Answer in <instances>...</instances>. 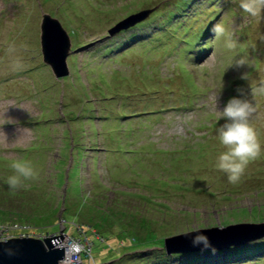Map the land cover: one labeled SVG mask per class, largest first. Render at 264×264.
<instances>
[{
	"label": "rangeland",
	"instance_id": "374dc122",
	"mask_svg": "<svg viewBox=\"0 0 264 264\" xmlns=\"http://www.w3.org/2000/svg\"><path fill=\"white\" fill-rule=\"evenodd\" d=\"M44 14L70 34V77L43 60ZM238 89L262 151L229 183L214 101L222 109ZM1 157L0 237L23 235L7 227L81 239L88 217L99 264H264V12L251 17L240 0H0ZM21 160L37 176L13 191ZM251 225L232 241L201 233ZM179 237L173 250L200 247L176 257L160 242Z\"/></svg>",
	"mask_w": 264,
	"mask_h": 264
},
{
	"label": "clouds",
	"instance_id": "9594fccd",
	"mask_svg": "<svg viewBox=\"0 0 264 264\" xmlns=\"http://www.w3.org/2000/svg\"><path fill=\"white\" fill-rule=\"evenodd\" d=\"M240 8L249 16L257 17L260 16L262 12H264V0H240ZM221 29L217 26L213 29L214 34H220ZM229 47L234 46V42H230ZM243 61H240L237 66H242ZM72 74V73H71ZM54 75V74H53ZM55 76V75H54ZM71 76V75H70ZM69 76V77H70ZM56 78V77H55ZM57 79V78H56ZM64 79V78H62ZM61 80V79H57ZM240 95L231 97L223 108H219V98L216 97L214 101V105L218 114L219 119H223L225 123H223L218 129V138L220 143L226 149L222 151L217 158L216 167L222 172L227 174V178L229 183H237L240 178L244 175L245 170L248 165L255 161L260 157L262 147L261 142L258 138L256 129L250 123V117L252 113L255 111L253 105L244 98V94L241 89L237 90ZM9 167V166H8ZM14 169L15 174L11 175L7 178L6 183L10 190L16 191L23 188L24 181L29 179H35L37 173L35 172L32 163L30 161H17L11 165ZM65 174V173H64ZM87 181L90 182L93 180V177L90 179V174L86 176ZM69 189V184L67 186ZM20 226H22L19 222H16ZM7 231L3 233L6 235L8 233H20L23 234L21 238L27 237L26 232L22 233V229H9L5 227ZM30 229V228H28ZM26 229V230H28ZM62 233L64 234V239L57 243L56 246L66 248V257L62 261V264H97L94 253H93V245L94 242L89 241L88 236L85 234L81 237V239L74 240L72 239L64 229H62ZM60 232H56L54 234L42 235L43 237H31L38 238L44 240V238L52 237L56 235H60ZM11 238H18L16 236H4L0 237V241H8ZM20 238V237H19ZM240 239V238H239ZM246 237L243 239L245 240ZM166 240V239H165ZM169 240V239H168ZM166 240V245L171 252H177L176 257L182 256V250L184 248H188L189 251H194L197 247L200 246H186L180 245L176 247L175 250L171 245V241ZM195 240L197 242H204L207 245V239L203 235H198ZM233 240V239H232ZM242 240V239H240ZM179 241H176L178 244ZM84 242V243H82ZM91 242V243H90ZM88 243L89 245H87ZM198 245V244H196ZM77 246V249L74 251L73 247ZM88 248V251H87ZM197 250H200L199 248ZM74 252V256H70L69 252ZM88 253L90 256L88 258V262H86L84 254ZM185 256L190 257L189 254L184 253ZM93 259L90 260L89 258ZM179 260V258H177ZM178 264H194L191 260L188 261H180Z\"/></svg>",
	"mask_w": 264,
	"mask_h": 264
},
{
	"label": "water",
	"instance_id": "95a60500",
	"mask_svg": "<svg viewBox=\"0 0 264 264\" xmlns=\"http://www.w3.org/2000/svg\"><path fill=\"white\" fill-rule=\"evenodd\" d=\"M150 11L143 14L148 15ZM41 48L45 64L50 66L55 77L62 79L69 77L72 73L69 56L72 51V40L69 32L62 25L61 21L52 17L50 14H44L41 23ZM258 226L251 225L245 231L244 227L229 228L224 232L215 230L213 232L203 231V234L228 235L227 241H232L234 236H243L249 231H253ZM61 230L60 235L36 239L31 237L11 238L8 241H0V264H62L66 257V248L56 246L64 239ZM221 233V234H220ZM244 239L245 237H237ZM181 238L169 239L176 242Z\"/></svg>",
	"mask_w": 264,
	"mask_h": 264
},
{
	"label": "trees",
	"instance_id": "16d2710c",
	"mask_svg": "<svg viewBox=\"0 0 264 264\" xmlns=\"http://www.w3.org/2000/svg\"><path fill=\"white\" fill-rule=\"evenodd\" d=\"M171 23H173V25H174V28L176 27V25L177 24H179V23H177L176 21H170ZM165 24H169V23H166V22H164ZM177 30H179V29H177ZM162 33H165L166 31H161ZM186 39V41H184L185 43L187 42L189 45L191 44V39H190V37L188 38V37H186L185 38ZM54 76V75H53ZM55 77V76H54ZM61 88H60V90L58 89V92H61ZM94 117H92V119H93ZM70 125V124H69ZM131 128V127H130ZM103 130V129H102ZM91 131H93V129L91 130ZM100 133V132H99ZM102 133V132H101ZM124 136L125 137H127V134H124ZM77 149H79V150H84L83 149V147L80 149V148H78L77 147ZM124 149H126V148H124ZM123 149V150H124ZM140 149H142L141 147H140ZM106 151V158H107V153L109 152V150L108 149H105ZM61 157V156H60ZM3 158L4 157H1L0 158V160H2L3 161ZM110 158H107V160H109ZM92 160H94L95 161V159L94 158H92ZM66 161V159L64 158V155H63V159H60L59 160V162L56 164V166L58 165V164H62V163H64ZM4 165V163H2L0 166H3ZM8 167V166H7ZM58 168V167H57ZM59 169V168H58ZM66 172V171H65ZM65 172H63V173H65ZM89 174H90V179L93 177L92 176V172H89ZM56 180L58 181V174H56ZM71 183V182H70ZM58 184V182H56V185ZM93 184H94V182H93V180L91 181V187L93 186ZM74 185V184H73ZM69 186H70V184H69ZM74 187V189H76L75 188V186H73ZM79 189H80V187H79ZM67 190H69L68 188H67ZM81 192V191H80ZM67 209V208H66ZM66 209H65V211H66ZM64 211V212H65ZM67 212V211H66ZM66 212L64 213V215L62 216V218L65 216V214H66ZM11 214H13V213H11ZM15 215H17V214H15ZM19 217H21V216H24V214L23 213H21V214H19L18 215ZM110 213H107L106 211H105V213L103 214V216H102V222L103 221H109V219H110ZM31 217V216H30ZM81 219V221L83 222V221H85L86 219H92V218H88V217H85V218H80ZM26 221H28L27 219H26ZM18 222L21 224V225H23V222H21L20 220H18ZM79 223V224H81L80 226H78L79 227V231H81L82 233H81V237L83 236V235H85L86 234V232H84V229L82 228L83 226H84V223ZM27 224V223H26ZM89 224V223H88ZM98 225V224H97ZM31 228H33V227H31ZM28 232H30V229H28V230H26V234L28 233ZM41 235H43V234H41ZM71 237V236H70ZM72 239H74V240H77V238H75V237H71ZM161 244L162 245H166V240H165V238H163V239H161ZM125 244V243H124ZM123 246H128V245H123ZM110 248L112 249V247H111V245H110ZM259 249H262V248H259ZM264 249V248H263ZM94 253V252H93ZM240 253V252H239ZM95 254V253H94ZM95 255H97V254H95ZM112 257V256H111ZM95 258H98V257H95ZM102 260V257H100V258H98V261H96L97 262V264H99L98 262L99 261H101Z\"/></svg>",
	"mask_w": 264,
	"mask_h": 264
},
{
	"label": "bare ground",
	"instance_id": "6f19581e",
	"mask_svg": "<svg viewBox=\"0 0 264 264\" xmlns=\"http://www.w3.org/2000/svg\"><path fill=\"white\" fill-rule=\"evenodd\" d=\"M75 249H77L76 247L73 248V250L75 251ZM70 256H74L75 254L74 253H69Z\"/></svg>",
	"mask_w": 264,
	"mask_h": 264
},
{
	"label": "built area",
	"instance_id": "2783aa9c",
	"mask_svg": "<svg viewBox=\"0 0 264 264\" xmlns=\"http://www.w3.org/2000/svg\"><path fill=\"white\" fill-rule=\"evenodd\" d=\"M4 231H7V229H6V228H4V229L2 230V232H4Z\"/></svg>",
	"mask_w": 264,
	"mask_h": 264
}]
</instances>
